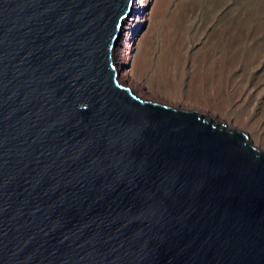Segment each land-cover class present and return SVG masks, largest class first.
<instances>
[{
    "label": "water",
    "instance_id": "1",
    "mask_svg": "<svg viewBox=\"0 0 264 264\" xmlns=\"http://www.w3.org/2000/svg\"><path fill=\"white\" fill-rule=\"evenodd\" d=\"M133 0H0V264H264V152L137 96Z\"/></svg>",
    "mask_w": 264,
    "mask_h": 264
},
{
    "label": "rangeland",
    "instance_id": "2",
    "mask_svg": "<svg viewBox=\"0 0 264 264\" xmlns=\"http://www.w3.org/2000/svg\"><path fill=\"white\" fill-rule=\"evenodd\" d=\"M143 2L147 12L123 28L113 50L119 80L143 99L196 110L264 147V0Z\"/></svg>",
    "mask_w": 264,
    "mask_h": 264
},
{
    "label": "bare ground",
    "instance_id": "3",
    "mask_svg": "<svg viewBox=\"0 0 264 264\" xmlns=\"http://www.w3.org/2000/svg\"><path fill=\"white\" fill-rule=\"evenodd\" d=\"M144 0H133L132 1V3H131V6H130V12H132L133 11V16L131 17V18H128L127 20H126V18H127V16L129 15H127L123 20H122V22H121V26H120V33H119V35H118V39H117V42H116V45L114 46V47H116L117 46V43H118V40H119V37H120V34H121V32L123 31V28H125V27H127L129 24H130V22L132 21V20H134V18H139V19H141V15L142 14H144V13H146L147 12V8H146V6H145V4H144V2H143ZM133 7H134V10H133ZM129 12V13H130ZM124 24H126V26H124ZM127 46H129V43H128V41H127V38H125L124 40H122V49L124 48V47H127ZM113 47V50L115 49ZM112 58H113V62H114V64H115V57H114V55H113V52H112ZM116 65H117V63H116ZM117 67V66H116ZM117 70H119L118 68H117ZM124 70H126V75L127 76H129L130 78H133V73H132V70L131 69H128V68H125ZM119 72V71H118ZM123 72V75L125 74ZM132 81L134 82L135 81V79L133 78L132 79ZM134 84V83H133ZM134 86V85H133ZM133 91V90H132ZM134 92V91H133ZM135 93V92H134ZM172 108H175V107H172ZM175 109H182V110H188L187 108L186 109H184V108H175ZM196 111V110H195ZM207 117V116H206ZM214 120V119H213ZM215 121V120H214ZM219 123V122H218ZM226 125V124H225ZM232 124H230V126H231ZM226 127H227V125H226ZM228 128V127H227ZM249 128V127H248ZM250 132V131H249ZM250 136V135H249ZM252 136V137H251ZM250 137L255 141V143H257V145H258V142H259V140L257 139V137H254L253 135H251ZM260 139H261V137H260ZM247 141H248V139H247ZM250 141V140H249ZM248 141V142H249ZM250 143V145H252V146H254L253 144H251V141L249 142ZM256 145V144H255ZM254 146V147H257L258 149H260V150H264V147H261V148H259L258 146ZM262 146V145H261ZM259 150V151H260Z\"/></svg>",
    "mask_w": 264,
    "mask_h": 264
}]
</instances>
